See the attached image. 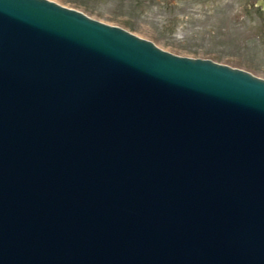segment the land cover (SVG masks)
Masks as SVG:
<instances>
[{"label":"water","instance_id":"water-1","mask_svg":"<svg viewBox=\"0 0 264 264\" xmlns=\"http://www.w3.org/2000/svg\"><path fill=\"white\" fill-rule=\"evenodd\" d=\"M0 264H264V79L0 0Z\"/></svg>","mask_w":264,"mask_h":264},{"label":"rangeland","instance_id":"rangeland-1","mask_svg":"<svg viewBox=\"0 0 264 264\" xmlns=\"http://www.w3.org/2000/svg\"><path fill=\"white\" fill-rule=\"evenodd\" d=\"M120 27L171 54L264 79V11L256 0H48Z\"/></svg>","mask_w":264,"mask_h":264}]
</instances>
